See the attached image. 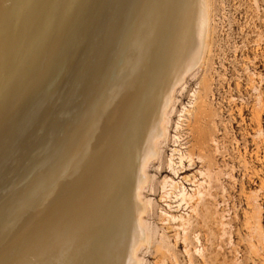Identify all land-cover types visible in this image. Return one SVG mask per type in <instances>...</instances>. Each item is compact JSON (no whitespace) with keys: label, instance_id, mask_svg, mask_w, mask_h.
I'll return each instance as SVG.
<instances>
[{"label":"bare ground","instance_id":"1","mask_svg":"<svg viewBox=\"0 0 264 264\" xmlns=\"http://www.w3.org/2000/svg\"><path fill=\"white\" fill-rule=\"evenodd\" d=\"M210 1L0 0V264L138 263L142 171Z\"/></svg>","mask_w":264,"mask_h":264},{"label":"rangeland","instance_id":"2","mask_svg":"<svg viewBox=\"0 0 264 264\" xmlns=\"http://www.w3.org/2000/svg\"><path fill=\"white\" fill-rule=\"evenodd\" d=\"M210 2L208 46L143 166L137 264H264V0Z\"/></svg>","mask_w":264,"mask_h":264}]
</instances>
